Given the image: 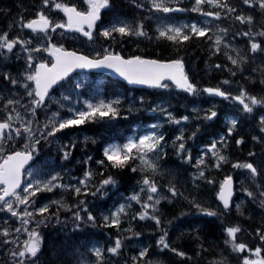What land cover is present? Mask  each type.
Listing matches in <instances>:
<instances>
[{
	"label": "trees",
	"instance_id": "obj_1",
	"mask_svg": "<svg viewBox=\"0 0 264 264\" xmlns=\"http://www.w3.org/2000/svg\"><path fill=\"white\" fill-rule=\"evenodd\" d=\"M28 1L14 0V5L12 6L11 4V7L15 10V13L13 12V17L9 16V18L16 20L17 14L27 8ZM66 1L70 4L75 2H72V0ZM191 1L179 0L177 3V0H169V6L171 7L182 4L188 9L185 15L182 13L174 15L173 12L163 13L155 11L151 8V0H111V11L114 18L126 20L125 17H127L129 21L142 22L141 24L148 30L147 36L140 38L136 42L132 39L134 36L130 37L125 43L126 46L122 54L127 57L153 56L161 59H182L185 62L187 72L199 86L198 89L202 90L205 87L227 89V84L224 81L228 80L232 86L228 91H230L232 96L235 93L241 94L242 91H246L257 98L264 97V83H261L264 80V51H251L252 42L259 43L261 49H264V36L259 35L260 32L264 31V11H261L259 7H248L243 3V0H228L229 5L234 7L236 12L231 14L227 12L221 13V19L214 24L205 25L203 20L197 16V11H192L190 7ZM5 2L6 0H0L1 12L3 13L9 8L5 5ZM42 6L43 0H34L32 2L34 11ZM236 15L252 16L253 22L252 24L241 23L235 19ZM181 17H185L188 21L185 25L190 26L194 21L199 26L209 28V36H213V39L193 37L187 42L174 44L171 41L158 38V29L168 27L167 22L171 21L170 24H172L174 20H179ZM174 24L177 25L176 23ZM218 27L227 29L226 36L222 35V37L224 44H228L230 47L225 48L224 44H222L220 51L216 52L214 34L219 35L217 33ZM245 32H249L250 35H243ZM233 49L236 51H233ZM237 52L239 57H237ZM225 53L234 58L244 57L246 59L241 60L239 66H234ZM217 64L221 65V67L217 68ZM80 82L81 87L84 82L83 87L91 90L96 87L97 83L102 84V90L107 95L106 97L110 99L113 97V100L119 99L121 101L118 105L121 106V118L87 123L81 127L90 138L86 143H83V147L79 144L74 147L71 152V159L65 165L66 168H70L73 171L72 173L79 174L80 170L76 171L74 167L76 159L81 158L84 160L88 156L92 158L90 163L95 168L92 169V179L89 181L87 188L82 184L79 185V181L76 183L73 175L71 176L72 182L78 184V187L81 188L80 195L74 194V190H71L74 187L72 185L69 186L68 183L64 184L68 187L63 193L59 192L60 189L54 191L57 192L55 195L58 197V203L52 201V199L55 201L53 191L40 192L36 195L35 198L38 204L34 206H40L42 200H49L51 203L47 204L49 213L45 214L44 217L48 224L47 226L45 225L46 228L41 232V236L44 238L45 252L47 253L45 262L41 261V264H73L70 258H67L64 254L60 255V251L53 249V245H55L53 240H48L45 237L51 232L55 234L56 240L63 239L56 229L49 226L52 225L53 217H64L69 212L66 210L70 207L71 201L75 202L76 210H82L85 204H88L86 205L87 212L82 210L81 213L83 221L76 220L73 217L71 222L78 221L81 224L88 222L86 225L91 229L90 234L87 231H82L81 234L75 231L71 233V240L79 243L74 248L80 250V246H85L86 253L84 252V258L81 262L78 261V264H97L94 254V250L97 247L104 252V264H134L133 257H139V253L145 249L148 251V257L145 259H150L153 264H218V260L223 258L221 255L226 252L223 248L225 246V237L227 236L226 229L237 226L241 229L237 233L236 239L238 242L252 248L260 247L264 249V241L261 240V235H264V206L261 203L259 205L254 204L256 200L260 201V193L264 191L252 188L254 195L247 197L241 208L232 207L229 210H225L217 200L219 185L216 188L214 185H207L205 188H201V186L191 188L189 182L191 168L179 163V159L173 157L171 152L174 148L171 149L169 145L172 137L175 140L183 134L187 143L192 145L194 153H198H196L198 158L200 145L207 144L213 138L221 140L219 144L222 146L223 153H225L224 156L227 154V162L223 163L218 170L219 180L230 175L238 176L239 169L232 166L234 163L256 162L258 164L257 161H259L258 167L264 172V132L261 131V126L258 122L257 106H254L252 113H241L234 109L233 105L237 107L234 102H229V100H232L231 98L213 101L203 91H200L198 95H191L171 87L166 92L156 89H137L135 98H132L130 97L133 96L132 94L127 96L129 88L125 84L102 75H88L87 78L82 77ZM91 84L93 87H91ZM76 88L77 85L70 81L67 89H71V94L75 93ZM157 107L166 111H160L159 114H156L153 109ZM210 109L217 112L216 118L213 120L203 119V116ZM259 111L264 114V109ZM168 113L174 119L181 120V123L170 122ZM185 116L188 117L186 122L183 120ZM156 118L161 119V123L156 127V134H163L164 136L163 156L154 160L157 165L156 172H152L150 169L141 170L139 160L133 161L123 170L114 169L110 166L105 167L96 163V161L103 159L102 153L107 144L115 141L123 142L127 135L134 132L133 128L135 125L148 124ZM232 121H236L234 129L232 128ZM181 128L184 131L177 133L176 131ZM230 129L231 132L229 131ZM193 133H195L194 137ZM67 138L60 136V139H63L64 142H66ZM93 140L95 143L92 142ZM239 140H243V143H237ZM18 143L20 144V142ZM44 145L43 143L42 146ZM9 146L12 145L10 144ZM208 146L206 145V147ZM211 155L213 154L211 153ZM150 156L154 158L156 154L150 153ZM51 159L55 158L52 156ZM197 162L195 159L194 163ZM133 166L137 168L136 172L130 170ZM170 169L173 174L167 171ZM109 176L116 183L97 191V188L102 185V181ZM145 177L152 179L159 189L155 198L163 197L160 199V203L156 205L157 211L151 212L150 210V215L159 217L160 225H157L153 219L146 218L141 220L139 218L140 213L144 211L142 203H148L147 196L149 192L147 189L141 191L142 180ZM173 186L178 193L176 196H172L169 191V188ZM209 186L210 188L207 191L206 189ZM85 192L87 195L84 194ZM132 195H139L141 203L130 199ZM203 196L212 200V203L207 204L205 202L206 199L202 198ZM80 201H84V203L81 204ZM59 203L63 204L64 207L58 205ZM122 204L125 208V213L121 214L119 229L105 226V213L107 212L109 214L108 217L111 218L112 214ZM196 204H199L204 209L216 212V215L207 217L208 215L202 213L195 206ZM3 213L7 212L0 211L1 220L6 217ZM89 213L96 218L94 223L87 220ZM4 220L11 224L15 222V217L13 220ZM44 224L42 223V226ZM165 231L167 232L166 240L170 247L185 253V256L181 257L176 252L162 249L158 245V240ZM117 238L123 244L120 253L113 256L108 249L111 242ZM136 240L141 241L140 243L145 245V249H142L139 246L140 244L135 246Z\"/></svg>",
	"mask_w": 264,
	"mask_h": 264
},
{
	"label": "snow or ice",
	"instance_id": "obj_2",
	"mask_svg": "<svg viewBox=\"0 0 264 264\" xmlns=\"http://www.w3.org/2000/svg\"><path fill=\"white\" fill-rule=\"evenodd\" d=\"M87 4L86 10H78L76 6L69 5L67 3H60L57 0H43L44 7L47 8L51 3L55 10H58L63 13V16L66 18L62 22L56 21L50 18L44 11L37 13L35 19L24 22L21 20V27L29 29L32 33L42 34L43 37L47 38L48 46L34 47L29 49L28 44L31 43L29 40H21L19 38L9 39L7 33L0 34V53L6 50L7 53H12L13 50L20 45L21 48L28 52L27 57L28 69H31L30 72L24 74V80L27 81L21 86L28 90L30 82L34 85L33 88L27 91V96L31 97L30 111L35 115L37 108H42L45 105V101L49 99L50 90L60 81L66 80L68 76L75 71L76 69H111L119 76L123 77L129 84L132 85H147L151 88H167L168 84L165 81L172 82L178 89L183 92L189 93L191 95H198L200 91L207 93L210 96L222 97L224 99H229L230 94L221 90L220 88H203L198 89L197 85L193 83L187 73L184 70V62L182 59H175L171 61H160L156 59H145L140 56H134L131 58L125 59L118 53L110 52L105 49L104 54L101 56L97 53L95 58H89V56L78 54L75 51H68L63 46H57L54 43H51L50 33H55L57 29H64L69 32H76L82 34L88 40H93V33L96 31L97 22L101 19V11L110 7V0H85ZM179 0H177V3ZM243 3L250 8L259 7L261 11H264V0H243ZM209 5L217 9H223L228 14L235 13L236 9L229 5L228 0H195V6L192 8V11L200 12L204 16L213 17L216 20L221 19V12H211L204 11V6ZM151 8L157 12L171 13L184 11L185 9L180 7H171L169 6V0H151ZM235 19L241 23L252 24V16L236 15ZM187 29V31H186ZM159 37L167 41H171L174 44H179L191 40L193 37L213 39V36H209L210 29L207 27H201L193 23L189 25H183L180 27L168 26L163 29H158ZM218 32L226 33L227 29L219 28ZM114 33H119L121 37L124 36H147V33L143 30V24L137 25L133 28L127 23H122L119 26L113 25L112 27L105 28L100 32L105 38L114 39ZM245 36H249V32L243 33ZM259 35L264 36V31L260 32ZM224 44L223 37L221 35L214 34V45L215 51H220V46ZM225 48L230 47L228 44H224ZM257 50L264 51L261 49V45L256 42L251 43V51L256 52ZM233 51H236L233 49ZM32 52H47L48 56L51 57V62H45L41 60L36 63L34 61ZM227 55V58L231 61L232 65L239 66L241 60L246 58L240 57L234 58L231 55ZM237 57L239 53L237 52ZM217 68L221 65L217 64ZM235 75V73H233ZM5 80H9L10 83L16 85L17 80L13 79L10 75H4ZM225 84L228 81H224ZM264 83V80L261 81ZM79 86V85H77ZM233 100L237 101L240 105L243 106V110L247 113H252L254 106L264 107V97L257 98L246 91H242L239 96L231 97ZM67 99V97H64ZM18 101L9 99L7 101L6 107H11L12 112H16L14 105ZM121 103L119 99H114L110 102H106L103 99H100L96 103L86 102L85 108L83 110H73L69 109V112L72 113L68 118H60L57 113L53 114L52 119L44 125V131L40 133V136L44 139L47 137L56 136L57 133L62 132L66 129L79 128L84 126L87 123H96L103 120H115L120 117V110L118 105ZM131 110V109H130ZM155 111V109H153ZM161 111H166L161 109ZM169 120L172 123L180 124L181 120L174 119L170 113H168ZM217 116V112L214 110H208V112L203 116V119L213 120ZM126 118V117H125ZM21 116L16 112L15 117L11 113L7 115V118L0 122V211H7L13 217H19L23 224L27 225L31 219L34 218L36 214L41 217H45V214L49 213V207L47 205L40 207L36 212L28 211L27 209L31 207L34 203L32 197H35L40 192H52L56 188L68 187L57 183L60 179L58 175L51 176L47 181L36 180L34 183L27 184L23 189L25 195H21L17 190L21 188L22 178L24 176V166L33 159V153L38 151L35 147L36 144L40 143V139L37 138L34 144H25V149L28 151H15L12 154L3 155L4 148L3 145L6 141L13 139V132L16 137H20L24 133L27 134L29 141H32V138L36 135L32 128V121H28L23 126V132L20 128H13V121L19 122ZM183 120L186 122L188 117H183ZM261 124H264V117L261 118ZM156 127V125H153ZM236 127V121H232V128ZM231 132V129L229 130ZM261 131H264V127L261 128ZM195 133H193V137ZM88 138H86L87 141ZM178 140L183 141V135L177 137ZM254 139H256L254 137ZM95 143V141H92ZM163 134H145L141 137L129 139L124 144H110L106 146L103 150V159L96 161V163L114 169L123 170L128 167L133 161L139 160L141 164V170L150 169L152 172L157 171V165L154 162L155 158H160L163 156ZM237 143H243V140L237 141ZM67 147V146H65ZM74 148L75 145H72ZM213 154L217 158L216 167L219 168L222 163L227 162V157L220 155L216 151V144L211 145ZM178 153H185L188 161H191L190 153H186L184 143H179L177 146ZM155 153L156 156L153 159H149V154ZM70 151H64V159H68ZM252 155V153H250ZM89 160L92 158L89 157ZM204 164V161L201 159L197 163V167H200ZM234 168L247 169L253 177L258 175L256 167L252 163H234L232 165ZM132 172H136V167H131ZM86 178L81 180L80 183L84 185L85 188L88 187V181L92 179V172H87ZM197 179L204 178V171H200ZM208 183H213L212 180H208ZM116 181L109 176L108 178L102 181L101 187H106L108 185H114ZM142 184L146 186V189L150 195L147 196V201L152 203H142L143 212L140 213L139 218L144 219H153L157 225H160L161 221L159 217L150 215L151 212L157 211L156 205L160 203V198H154L153 194L159 192L156 183L145 177L142 180ZM74 190L76 195L81 194V188L75 187ZM97 191H100V188H97ZM141 191H144L142 188ZM169 191L172 193V196H176L178 193L175 190V187H170ZM87 195V193H84ZM95 195L96 193H92ZM234 194L233 190V179L231 176L226 177L223 182L220 184L219 192L217 194L218 199L221 201L223 208L225 210L232 207L231 201ZM247 195L252 197L254 194L248 192ZM261 196H264V192L260 193ZM11 198V199H10ZM132 200H135L137 203H141L139 195H133ZM54 203H58L54 201ZM81 204L84 201H80ZM15 205L25 206L24 211L21 213L17 210ZM261 205L264 206V200L261 201ZM202 213L208 216H215L216 212L209 211L202 208L199 204L195 205ZM64 207V205H61ZM71 210V209H68ZM87 212V208L82 209ZM125 213L124 206H121L118 211L112 214L111 218L108 216L104 217L105 226L115 227L119 229L121 224V214ZM75 219L83 221V217L80 216L79 212L75 214ZM95 217L90 213L87 215V220L95 222ZM43 221H38L42 223ZM17 233L21 232V228H16ZM24 232H27L28 239L23 242V250L16 252L13 251L12 255L14 257L21 258L18 261V264H24L26 258H36L37 254L41 250L42 237L40 233L36 230H29L28 228L23 229ZM241 229L237 227H228L226 229L227 235L230 238L226 243L231 244L232 251L237 253L250 252L255 256V259L244 258L243 264H264V257L261 256L262 249L257 247L254 251L249 249L248 246L244 243H238L236 240L237 233ZM4 237H8L10 232L7 229H4L2 233ZM259 235V233H258ZM167 232L165 231L160 239L158 240V245L162 249H169L173 252H176L177 255L183 257L185 253L179 252L174 248H171L169 243L166 240ZM261 240L264 241V235H261ZM4 243H16V241L5 240ZM19 247V245H17ZM122 248V242L119 238L115 240L113 247L109 248L108 251L116 256L120 253ZM94 254L97 260V264H104V252L99 248H95ZM148 257L147 249L142 250L139 253V257H133L134 264H153V262ZM32 264H35V260L32 261Z\"/></svg>",
	"mask_w": 264,
	"mask_h": 264
},
{
	"label": "rangeland",
	"instance_id": "obj_3",
	"mask_svg": "<svg viewBox=\"0 0 264 264\" xmlns=\"http://www.w3.org/2000/svg\"><path fill=\"white\" fill-rule=\"evenodd\" d=\"M51 6H52V4H51ZM52 8H53V10H55L53 6H52ZM9 10H11V18H12V14H13L12 10L13 9H12L11 5L9 6L8 10L6 11V14H8ZM60 13H62V12H60ZM19 14L20 13H18L19 21H21V20L24 21V15L20 16ZM6 20H7V18H6ZM127 21L126 20L116 21L115 25L119 26L122 23H127V24L131 25L133 28H135V27H137V25L141 24V22L132 23L129 20H127ZM214 22H217V20H214ZM193 23H195V22H193ZM203 23L205 25L206 24L208 25L210 23V21L204 20ZM176 24L177 25H175V27H180L182 25H185L184 23L182 24L180 21H177ZM195 24H197V23H195ZM3 25L6 26L7 29H9V28L13 29L12 19H9L8 23L7 24H3ZM201 27H203V26H201ZM20 32H21V35L20 34L17 35V38H19L21 40H26L24 38V31L20 30L19 33ZM33 35H34L35 39L37 41H39L38 39H39L40 36L38 34H33ZM219 35L226 36L225 33L224 34L221 33ZM130 37L131 36H124V37H121V38L122 39L123 38L129 39ZM79 38L83 39L82 37H79ZM114 38L117 39L116 36ZM122 39L118 40V44L119 45H122L121 44V40ZM36 40L34 42H37ZM38 43H41V42H38ZM92 46L94 48L95 47H99L98 44H92ZM17 47L21 48L20 45H17ZM38 47L42 48L43 46L39 45ZM28 48L31 49V44L30 45L28 44ZM21 50H22V54H20L17 58L14 57V56L8 57V53L6 52V50L4 51L6 60L12 59L13 62L17 63V65L15 66L16 69H14V71L10 70V67H8V62L5 59L0 60V90H1L0 91V102L2 103V100H3V103L4 104L6 103V105H7V101L9 99L14 100V101H18V103H16L14 105V107L16 109V112H18L20 114L22 119L19 122H16L14 120L13 121V128L14 129L15 128H20L21 132H23V126L28 121H32V128H33V131L36 134L32 139L36 140L37 138H39L41 140L42 137L40 136V133L42 131H44L45 123L48 122L50 119H52L54 113H57L60 118H68L69 116H64L65 109H67V110H69V109L83 110L85 108V104H84V106L81 107V105H79V102H77L75 99H72L69 96H66V94L68 93V90H66V89L61 90L60 89V91L59 92L57 91L56 95H54L52 99L48 100L45 103L44 107L37 108L36 112H35V115H33L31 113V111H30V108L32 107L30 101H31L32 98L27 96V91L30 90L31 88H33L34 85H32L30 82H28L29 85H30V88L28 90H26L25 88H23L21 86L23 83L27 82V81L24 80V74L26 72H30L31 71V69H28V67H27V64H28L27 57H28L29 53L25 52L22 48H21ZM0 55L2 56V53ZM31 55L33 56L34 61L36 63H38L41 60L46 62V59H45L46 55H44L42 52H39V53L32 52ZM5 74L10 75L13 79L17 80L18 83L16 85H13L12 83H10L9 80H5L4 79V75ZM169 87L173 88L172 86L168 85V87L164 88V89H168ZM227 87L228 88L232 87L231 86V82L227 83ZM102 91L103 90L100 88V84H97L96 87L94 88V92H95L96 96L99 97L100 99L105 98V95H104V93ZM239 95L240 94L235 93V94H233L232 97H236V96H239ZM64 97H67V99H64ZM133 98H135V97H133ZM24 101H26V102H24ZM81 101L84 102L85 98L81 99ZM86 102H92V101L91 100L90 101L86 100L85 103ZM229 102H234L237 105V110L240 111L241 113L242 112L243 113H247V112H245L243 110V106L240 105L237 101L232 99L231 101L229 100ZM118 108H119V110H121V106H118ZM261 109H264V107H258L257 106L256 112H257L259 125L262 128V127H264V124H261V118L264 117V114H262L259 111ZM0 111H1V108H0ZM160 111H161L160 107H157L155 109V113L156 114H159ZM16 112H12L11 111V107H5L4 112L1 113V118L6 119L7 115L9 113H11L13 115V117H15ZM137 127L138 126H136V129H137ZM152 131H153V124H150L147 127L142 129V132L138 135V137H141V136H143L145 134H151ZM179 131L183 132L184 129L181 128V129L177 130L176 132L179 133ZM262 132H264V131H262ZM64 135H65L66 138L68 137L67 133H64ZM138 137H134V135H133V136H128L127 138L129 140V139H134V138H138ZM68 138H72L69 142H67V144L69 146H71V145H75L76 146L77 144H79L80 146L83 147V143H86L89 140L90 137L85 131H80V132H78L76 134H72ZM86 138H88L87 141H86ZM21 140L22 141H27L28 140V144H30L26 133L21 135L20 138H19V137H16L15 133L13 132V139L6 141V143L3 145V148H4L3 155H8L9 153H11L13 148L21 147V143H22ZM170 141H171V143H169V142L168 143H169L171 149L174 148L172 150L173 157L175 159L178 158L179 159L178 160L179 163L184 164V165H186V166L191 168L190 181H189L190 185H191L190 186L191 188L199 187V186H201V188H205V186H207V185H210V186L214 185L215 188L218 187V185L220 183L218 170H219L220 167L217 168L215 166L216 163H217V158L213 154V150L211 151V153L213 155H211V153L208 154L207 151H204V152H200L199 153V156L201 158H197V154L194 153V151H192L193 150L192 145L187 143L185 138H184L183 141H180L177 138L175 140H173V137H172L170 139ZM18 142H20V144ZM56 142H58L57 144H55V146L56 145L59 146L57 148V150H58V149H60V143H59L58 140H56ZM126 142H124V143H126ZM172 142L176 143V144H173ZM181 142L184 143V145H185L186 153H190L191 158H192L191 161L187 160L185 153H178L177 146ZM10 144L13 147L9 146ZM115 144H119V143H115ZM108 145H110V144H108ZM35 147L38 149L40 147V144H36ZM64 147H65V145L63 146V148ZM216 151H218L220 153V155L224 154V153L221 152V149H218ZM38 152L40 153V155L38 154V158L39 159H38L37 163L34 165V167H32L31 170L28 172V183H34L36 180L47 181L48 179L51 178V176L58 175L60 177V179L57 181V183H60L62 185H64L65 183H68L69 186L72 185V187L75 188V187H78V184L81 185L80 181L84 180L86 178L85 174L87 172L90 171L93 174V170L92 169L95 168V166H91L90 160L88 159L89 156L84 158V160H82L81 158H77L76 159L74 167L76 168V171L80 170V173L79 174H74V173H72L73 171L70 168H66L65 167V165L68 164L67 160H62L60 163H57V164H55V163L51 164V162L49 161V163L51 165L48 166V164H47L48 160H47V157H46V149H45V147H40L38 149ZM52 153H54L53 150H52ZM57 153H58V151L56 152V154ZM40 156H41V158H40ZM63 156H64V149H63ZM148 158L149 159H153L150 156V154H149ZM195 159H196V161H200L202 159L204 161V164L201 165L200 167H197L196 165H197L198 162L194 163ZM222 164H221V166H222ZM201 170L204 171V178L197 179L196 178L198 176L197 174H199V172ZM167 171L170 172L171 169L167 170ZM170 174H173V173L170 172ZM72 175H73V179H74V181L76 183L79 181L78 184H75V183L72 182V178H71ZM249 177H250L249 173L247 174L246 177H244V176L242 177V181H244L245 189H247L250 186L249 185L250 184ZM79 178H80V180H79ZM209 179L212 180L213 183H208L207 181ZM73 184H75V185H73ZM88 185H89V181H88ZM210 186L206 189L207 191L209 190ZM66 188L67 187L56 188V189H60L59 192L63 193ZM142 188L144 190H146V186L143 185V186H141V189ZM56 189L54 191H56ZM102 189H103V187L100 186V190H102ZM54 191H53V195L55 197H53V198L55 199L56 202H58V197H57V195H55L57 192H54ZM20 194L22 196L25 195V193H23V192L20 193ZM74 194H75V192H74ZM150 194L151 193H149L148 195H150ZM153 195H154V198H155L156 194H153ZM35 197H32V200L34 201V203L31 205V207H29L27 209L28 211H32V212L35 213L36 210L39 209L40 207H43V206H45L47 204H51L49 200H46V201L42 200L40 206H34V205L38 204L37 203V199ZM131 197H130V199H131ZM202 198L206 199L204 196ZM242 198H243V194L236 201L237 206H239V207L242 204ZM262 200H264V196L260 197V201H262ZM52 201L54 202L53 199H52ZM205 202L207 204H211L212 200L206 199ZM148 203H152V202L148 201ZM74 204H75V202L71 201L70 207H68V209H71V210L67 209L66 211H69V212L64 217H53L52 218V225L49 226V227H52V228L56 229V231H58V234L59 235L61 234L60 236L63 237V239L56 240L55 234L51 233V232H50V234H48L45 237L48 240H53L55 242V245H53V249H55L57 251H60L59 252L60 255L64 254L67 258H70V260H71V262L73 264H78V261L81 262V260L84 258V255H85L84 252L86 253L85 246H83V245L80 246L81 247L80 250H78L77 248H74V246L76 244H79V243L77 241H72L71 240V233L73 231H75V232H80V234H81L82 231L83 232L87 231L90 234L91 229L86 225V223H88V222H85L83 224H81V222H78V221H72L71 222V220H73L72 218L75 217V214L77 212H79L80 216H81V213H82L81 209L76 210V207L74 206ZM58 205H63V204L59 203ZM86 205H88V204H85L84 208H87ZM15 206H16V208H17V210L19 212L22 213L24 211V210H21V209H24L25 206H23V205H15L14 204V207ZM94 206H96V204H94ZM121 206H123V204L120 205V207ZM119 208L117 209V211L119 210ZM5 212H7V211H5ZM3 215L6 216L4 219H6L8 221L9 220H13V218H14L8 212L7 213H3ZM105 216H109V214L106 212ZM207 217H209V216H207ZM4 219H2V220L0 219V233H2L4 229H7L10 232V235L8 237H4L2 234H0V264H18V261L21 258H19L18 256L14 257L12 255V252L13 251L19 252V251L23 250V242L28 239L27 232H24L23 229L24 228H28L29 230H36L41 235L42 230L46 228L45 225L47 226L48 223L44 219V217H41L38 214H36L34 216V218L31 219L30 222L27 225L23 224L19 217H15V222H13L11 224H8V222L5 221ZM38 221H43L42 223H45V224L43 226H42V223H39V225H37ZM66 221H70V222H66ZM69 223H73V224H69ZM16 228H21V232L17 233L15 231ZM6 239L9 240V241H16V243H4V241ZM229 240H230V238L227 235L225 237V246L223 247L226 250L225 254H227V255L222 254L221 256L223 258L218 260V264H243V260H244L245 257H247L249 259H255V256L252 255V253H250V252L246 251L244 253H237V252L232 251L231 244L230 243H226V241H229ZM140 242L141 241H137L136 240L135 246H138L140 244L139 246L142 247V249H145V245L143 243H140ZM238 243H240V242H238ZM114 244H115V241L111 242L110 248L113 247ZM122 244H123V242H122ZM17 245H19V247H17ZM248 248L252 249L253 251L256 249V247L252 248L250 246H248ZM45 251H46V249H45V246H44V238L42 237L41 250L37 254V257L36 258H31V257L26 258L25 261H24V264H32L33 260H35V264H41L42 262L44 263L45 262V258H47V253ZM261 256L264 257V249H262ZM53 259L55 260V258H53ZM116 264H119V263H116Z\"/></svg>",
	"mask_w": 264,
	"mask_h": 264
},
{
	"label": "water",
	"instance_id": "obj_4",
	"mask_svg": "<svg viewBox=\"0 0 264 264\" xmlns=\"http://www.w3.org/2000/svg\"><path fill=\"white\" fill-rule=\"evenodd\" d=\"M79 54V53H78ZM145 59H148V58H145ZM164 62H167V61H164ZM81 71H87V72H99V73H104V74H107V75H109V76H111V77H114V78H118V79H120L121 81H123V82H126L127 84H129L126 80H124L123 79V77H121V76H119V74H117V73H115L114 71H112L111 69H76L75 71H73L71 74H73L74 72H81ZM70 74V75H71ZM69 75V76H70ZM61 82V81H60ZM170 82V81H169ZM172 83V82H171ZM57 85V84H56ZM56 85L51 89V90H53L55 87H56ZM129 85H132V84H129ZM132 86H147V85H132ZM51 90H50V92H51ZM49 92V93H50ZM215 97H217V96H215ZM217 98H222V97H217ZM34 161V157H33V159L32 160H30L25 166H24V169H23V172L28 168V166L32 163ZM23 181H24V176H23V178H22V183H21V187H22V185H23ZM234 187H235V185H234V180H233V190H234ZM233 196H234V194H233ZM233 196H232V198H233Z\"/></svg>",
	"mask_w": 264,
	"mask_h": 264
},
{
	"label": "bare ground",
	"instance_id": "obj_5",
	"mask_svg": "<svg viewBox=\"0 0 264 264\" xmlns=\"http://www.w3.org/2000/svg\"><path fill=\"white\" fill-rule=\"evenodd\" d=\"M34 1V0H33ZM32 1V2H33ZM16 2V1H15ZM113 2V1H112ZM2 3V2H1ZM42 5V4H41ZM17 6V5H16ZM35 6H36V4H35ZM14 8V7H13ZM16 8V7H15ZM17 9V8H16ZM136 10V9H135ZM17 11V10H16ZM132 11V10H131ZM139 15V14H138ZM8 16V15H7ZM133 17V16H132ZM137 19V18H136ZM123 22V21H122ZM128 22V21H127ZM117 24V23H116ZM4 26V25H3ZM9 26V25H8ZM11 27V26H10ZM236 27V26H235ZM203 73V72H202ZM1 91V90H0ZM6 92V91H5ZM2 93V92H1ZM3 94V93H2ZM2 96V95H1ZM17 98V97H16ZM24 102H26V101H24ZM1 103V102H0ZM18 110V109H17ZM9 111V110H8ZM19 111V110H18ZM21 111V110H20ZM262 117V116H261ZM35 119V118H34ZM36 121V120H35ZM42 121V120H41ZM248 127H249V125H248ZM251 127H252V125H251ZM264 147V146H263ZM260 150H262V149H260ZM172 153V152H171ZM225 154V153H224ZM223 154V155H224ZM227 155V154H226ZM235 158V157H234ZM172 167V166H171ZM198 175V174H197ZM210 180V179H209ZM245 180V179H244ZM248 183V182H247ZM246 183V184H247ZM71 184V183H70ZM177 184V183H176ZM194 185V184H193ZM189 223V222H188ZM172 227V226H171ZM169 228V227H168ZM174 229V228H173ZM213 229V228H212ZM214 230V229H213ZM212 243V242H211ZM217 244H219V243H217ZM218 248H220V247H218ZM219 250V249H218Z\"/></svg>",
	"mask_w": 264,
	"mask_h": 264
},
{
	"label": "flooded vegetation",
	"instance_id": "obj_6",
	"mask_svg": "<svg viewBox=\"0 0 264 264\" xmlns=\"http://www.w3.org/2000/svg\"><path fill=\"white\" fill-rule=\"evenodd\" d=\"M85 10H86V9H85ZM96 26H97V25H96ZM78 34H79V35H81V36H83V35H82V34H80V33H78ZM83 38H86V37H84V36H83Z\"/></svg>",
	"mask_w": 264,
	"mask_h": 264
}]
</instances>
